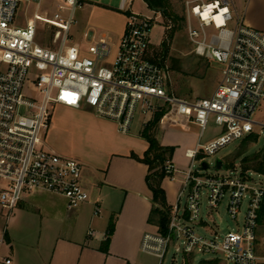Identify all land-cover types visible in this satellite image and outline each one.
<instances>
[{
	"label": "built area",
	"instance_id": "2783aa9c",
	"mask_svg": "<svg viewBox=\"0 0 264 264\" xmlns=\"http://www.w3.org/2000/svg\"><path fill=\"white\" fill-rule=\"evenodd\" d=\"M198 1L185 3L188 39L196 56L223 66L213 93L202 99L176 95L166 68L149 59L155 19L128 12L118 42L98 37L85 47L72 46L74 13L82 0H58L54 13L42 17L54 30L51 49L36 43L42 0H0V217L6 213L8 219L24 195L37 191L60 196L68 211L89 199L81 183L82 165L46 146L54 107L89 110L113 123L121 134L130 133L137 114L146 118L143 127L156 112L163 111L164 117L174 112L198 127L200 139L211 122L219 128V136L186 153L191 160L186 170H177L170 161L165 164L166 179L178 178L179 189L164 233L145 235L141 252L154 256L158 264L169 248L173 256L181 255L188 264L194 253L211 255L206 262L216 264H259L257 230L264 187L251 178V171L242 168H232L225 175L198 168L204 156H213L250 135L258 138L254 127L264 128L253 120L264 99V33L238 19L233 29H228L233 21L230 0L200 5ZM21 2L36 5L32 22L24 28L13 25ZM126 7V0H121L120 9ZM205 8L210 12L207 19L203 17ZM210 27L217 34L208 37L206 29ZM28 87L37 96L33 100L24 96ZM197 155L201 162L193 170ZM203 198L209 214L217 212L224 202L235 229L225 234L212 230L209 237L198 234L197 229L207 226L202 218ZM99 213L96 208L95 215ZM6 235L3 227L0 264H11L4 255Z\"/></svg>",
	"mask_w": 264,
	"mask_h": 264
},
{
	"label": "crops",
	"instance_id": "0c3cea01",
	"mask_svg": "<svg viewBox=\"0 0 264 264\" xmlns=\"http://www.w3.org/2000/svg\"><path fill=\"white\" fill-rule=\"evenodd\" d=\"M84 2L82 0V8ZM89 7L104 14L106 20L102 23V32L118 42L131 9L121 10L119 5L116 10L102 3H93ZM229 9L233 20H242L245 26L264 33V0H230ZM95 22L92 16L88 19V29L81 33L77 45L85 47L93 38H98L91 32ZM58 112L57 118L55 114ZM182 122L186 125L185 133L171 127L164 130L163 140L157 138L162 146L174 148L170 162L181 171L186 170L191 162L186 153L195 150L204 138H199V129L190 120L183 119ZM139 132L137 135L121 134L113 123L86 109L53 108L50 128L45 135L46 146L82 165L81 183L89 199L78 209L68 211L60 196L41 191L24 195L14 212L22 215L30 210L42 212L47 219L50 218V223L41 225L40 236L43 234L52 239L43 242L40 255H24L28 263L23 262V255L7 232L4 249L9 252L5 257L11 264H139L137 259L143 237L158 232V227L149 221L152 196L145 183L147 168L134 159L142 158L148 148ZM91 140H95V144H91ZM210 140L207 138L204 142ZM161 186L168 205L172 207L176 197H173L171 184L165 179ZM96 208L100 210L97 215ZM23 217L25 219V215ZM111 224L112 231L106 242L104 236ZM28 226L30 224L24 221L18 232ZM89 232H92L91 236ZM25 233L21 232L15 242H23L21 237L28 235Z\"/></svg>",
	"mask_w": 264,
	"mask_h": 264
},
{
	"label": "rangeland",
	"instance_id": "374dc122",
	"mask_svg": "<svg viewBox=\"0 0 264 264\" xmlns=\"http://www.w3.org/2000/svg\"><path fill=\"white\" fill-rule=\"evenodd\" d=\"M83 8L77 9L74 13L76 25L73 26L71 30L72 36V46L80 43V35L82 32H85L87 27L88 19L92 18L96 20L95 24L92 25L91 32H94L100 38H104L107 42L115 43L113 36L108 33H103L102 23L106 20L103 13L95 12L94 9H90L89 6H92L93 3H102L113 9H118L121 0H84ZM187 1H196V0H168V12L175 17L171 19L169 17L163 16L158 12H154L146 6L143 0H126L127 8L129 7L134 14L150 17L155 19V23L150 30L149 44L148 48V57L151 60L160 62L163 67L169 73L170 78V88L178 96L187 99L194 98H208L213 93L214 89L218 85L221 77V72L223 66L216 62L215 60H208L206 58H200L194 54V46L188 39L186 31V9L185 3ZM215 0H199L198 4L212 3ZM220 1V0H218ZM58 0H42L39 10V20L36 22V43L40 46L54 49V44L52 42V36L54 30L48 26V24L43 23L42 17L52 15L56 9ZM36 5L27 2H21L18 4L14 19L13 25L15 27L24 28L33 20V13ZM233 20L229 25L228 29H233L234 26ZM196 24V23H194ZM102 32V33H101ZM207 36L217 34V31L210 27L206 29ZM105 34V36H102ZM112 39V40H110ZM165 45V47L162 46ZM165 57L160 60V57L164 55ZM160 56V57H159ZM0 65V69H1ZM24 96L27 99H35V91L28 87ZM57 108L55 109L56 112ZM55 114V113H54ZM59 112L55 114L58 118ZM59 119H64V117H59ZM146 118L142 117L140 114H137L135 120L132 124L130 134L137 135L139 131L142 130V122ZM183 118L177 116L174 112L168 113L165 116V119L162 120L160 129L156 134V137L161 141L163 140L164 130L167 128H174L182 133L187 131L186 125L182 122ZM253 120L259 124L264 125V99H262L258 110H256ZM254 131L259 135L256 142H248L246 140H236L221 148L215 155L203 157V162L208 164L209 170L208 173L212 175H225L228 173V166L232 165L233 168L239 170L241 168V161L250 157L254 154H258L264 144V128L255 126ZM140 133V132H139ZM219 128L216 127L212 122L208 125L207 130L202 139V144L207 138L211 140L216 139L219 135ZM91 144H95V140L90 141ZM184 148L183 146H180ZM217 161H220L224 164V167L221 170H215L214 166ZM201 160H195L192 164L193 170L197 169ZM251 178L259 185L264 187V176L258 175L256 173L250 172ZM167 181L171 184L173 190V197H176V194L179 189V179L175 181ZM185 199H182L181 207L184 205ZM15 210V209H14ZM14 210L7 219V214H2L0 217V229L3 227L6 228L10 237L14 240V244L18 249L19 253L23 256V262H28V258H25L24 255L28 254L35 256L36 254L40 255L43 251L44 241L47 239H52V237H45L41 234V225H47L50 223V218H46L42 212L30 210L25 214L15 213ZM244 210V207H243ZM202 218L206 223V229H197V233L209 237L212 230H216L220 234H225L232 229H235V222L232 221L227 213L225 212L224 202L220 206L217 212H209L206 209L205 199H202ZM244 212V211H242ZM16 214V215H15ZM41 216H40V215ZM15 215V216H13ZM25 215V219L24 216ZM156 226L158 222V217L154 215ZM241 218V216H239ZM22 220L27 221L28 228L19 231L22 227ZM31 222V223H30ZM18 232V233H17ZM21 232H26L21 237V241L16 243L15 240L18 239ZM43 233V232H42ZM16 235V236H15ZM18 235V236H17ZM26 237V239L24 238ZM25 240V241H24ZM9 250L4 249V255H7ZM256 254L259 258V264H264V222L259 226L257 230V247ZM211 255L194 253L189 264H204L206 261L211 259ZM139 264H158V260L154 257L146 255L140 251L137 259ZM162 264H185L181 255L173 256V249L169 248L168 253L163 260Z\"/></svg>",
	"mask_w": 264,
	"mask_h": 264
},
{
	"label": "trees",
	"instance_id": "16d2710c",
	"mask_svg": "<svg viewBox=\"0 0 264 264\" xmlns=\"http://www.w3.org/2000/svg\"><path fill=\"white\" fill-rule=\"evenodd\" d=\"M143 2L146 4L148 9L154 12H158L163 16L176 20V18L172 17V15L167 10L168 0H143ZM162 46L165 47L164 44H162ZM164 57H165V52L164 55L160 57V60ZM152 61L159 63L161 65L160 62H157L155 60ZM164 115L165 114L163 111L154 113L151 120L145 126H143L142 130L139 133V137L147 142L148 148L142 158H134L137 162L145 165L147 168L145 183L147 188L151 192V196H152L151 199L152 208L150 212L149 221L150 223H154L155 222L154 215L158 217L157 227H158V232L160 233H164L172 209V207L169 206L166 201L165 192L162 189L161 184L162 181L167 178V175L164 172V166L167 162L171 160L174 151L173 147L162 146L156 137L159 123L161 119L164 117ZM244 140L255 143L257 137L254 135H250ZM200 158L201 156L197 155L196 160H199ZM228 168L232 169L233 167L232 165H230L228 166ZM241 168L243 171H251L257 174L264 175V144L261 151L258 154H254L250 157H246L241 161ZM263 222H264V204L259 214L258 225L259 226L262 225ZM112 226L113 224H111L109 230L106 232V239H104V241L106 242L111 234ZM5 238H7V235ZM204 264H216V263L205 262Z\"/></svg>",
	"mask_w": 264,
	"mask_h": 264
},
{
	"label": "water",
	"instance_id": "95a60500",
	"mask_svg": "<svg viewBox=\"0 0 264 264\" xmlns=\"http://www.w3.org/2000/svg\"><path fill=\"white\" fill-rule=\"evenodd\" d=\"M222 168H223V163L220 162V161H217V162L215 163L214 169H215V170H221ZM198 169L201 170V171H206V170L209 169V166H208V164H206L205 162H202V163L200 164V166H199Z\"/></svg>",
	"mask_w": 264,
	"mask_h": 264
},
{
	"label": "bare ground",
	"instance_id": "6f19581e",
	"mask_svg": "<svg viewBox=\"0 0 264 264\" xmlns=\"http://www.w3.org/2000/svg\"><path fill=\"white\" fill-rule=\"evenodd\" d=\"M209 13L210 12H209L208 8H205V11L203 13V17L207 19L208 16H209ZM216 21H217L218 24H220L219 17H216Z\"/></svg>",
	"mask_w": 264,
	"mask_h": 264
}]
</instances>
